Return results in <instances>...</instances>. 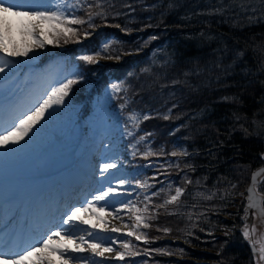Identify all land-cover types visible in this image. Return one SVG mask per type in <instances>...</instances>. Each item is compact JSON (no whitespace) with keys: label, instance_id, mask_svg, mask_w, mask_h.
Returning a JSON list of instances; mask_svg holds the SVG:
<instances>
[{"label":"trees","instance_id":"obj_1","mask_svg":"<svg viewBox=\"0 0 264 264\" xmlns=\"http://www.w3.org/2000/svg\"><path fill=\"white\" fill-rule=\"evenodd\" d=\"M81 2L84 7H79L78 0H54V11L86 20L87 4L94 5L95 0ZM243 3L258 10H241V0H109L104 6L107 15L94 16L92 24L112 28L82 44L85 32L92 29L87 23L72 25L78 32L68 37L54 38L48 31L49 38L59 42L33 46L26 59L36 57L35 65L15 57L18 64L11 61L10 68L0 73L5 76L0 81L2 92L12 86L10 75L16 66L27 74L56 59L59 76L48 86L45 98L67 79L83 76L40 126L55 129L56 138L67 143L78 137L83 116L89 138L95 132L112 140L108 146L119 152L128 169L137 205L132 229L118 237L130 248L119 244L120 251L142 253L148 248L185 254L182 259L155 252L126 255L123 261L108 259L107 264H144L145 260L147 264H255L256 255L243 229L248 224L245 189L251 171L264 163V17L259 0ZM146 47L120 64L108 63L103 73H98L101 64L82 59L121 56ZM93 80L96 83L87 92L85 83ZM30 81L28 77L25 83ZM131 115L139 117L135 125ZM42 131L33 132H49ZM68 134L67 141H62ZM149 151L153 155L146 157ZM67 160L65 154L62 161ZM136 180L149 187H138ZM256 187L264 204V174ZM176 188H182V194L166 204ZM153 191L159 195L151 196ZM145 223L150 227L144 228ZM128 232L146 233L151 243L137 241L134 235L125 239ZM165 235L181 237L186 243L165 240ZM206 247L211 250L204 251Z\"/></svg>","mask_w":264,"mask_h":264},{"label":"snow or ice","instance_id":"obj_2","mask_svg":"<svg viewBox=\"0 0 264 264\" xmlns=\"http://www.w3.org/2000/svg\"><path fill=\"white\" fill-rule=\"evenodd\" d=\"M233 3H235V0H232ZM109 3V0H95V4L88 3L87 7L89 9L87 13V19H83L81 17L75 16L73 14H65L64 11L61 10H26L27 6L22 3H14L13 0H0V53L3 54V56H0V73H4L6 70H8L12 64L11 61H8L7 57H20L24 56L27 57L29 53L33 50V46H38L40 48H43L45 43H54L59 42L58 39H48L44 34V29L41 27L43 22H47L49 25L48 31H50L54 38H58L60 35H64L65 37H68L69 34L78 32L77 28L72 27V25H83L88 24L89 27H94L92 24V19L94 16H99L100 18H104L107 13L104 11V6ZM79 7H84V3L81 2V0H78ZM259 11L262 17H264V0H259ZM93 7L96 9H99L98 11H93ZM241 10L244 11H252L256 12L258 9L254 6H246L243 3V0H241L240 4ZM217 12L222 11V9H216ZM11 18H17L21 21V28L20 31L22 35H27L31 38V43H29L27 40L23 41L21 44H17L14 40L11 38V31H12V20ZM251 19V17H249ZM119 27V25H117ZM40 29L37 31V29ZM87 31L85 32V35H88ZM65 43L68 42L67 38L64 41ZM11 45V46H10ZM99 54V53H98ZM238 55H243V53H238ZM84 61H86L89 64H98L99 61L95 60L92 56H85L82 58ZM116 59H119V56L117 55ZM83 76H76L74 79H67L64 83H61L59 87L52 88L51 92L46 94V98H43L42 100L38 101L36 105L23 113H21L19 116H17L10 125L5 129H0V148H7L10 144L12 145H18L21 141L25 139V137H28L30 133L34 131L36 126L41 123L42 120H44L46 114L49 113V110L53 108L54 105H61L64 103V97L68 95L69 89L71 86L75 83H77L79 80H82ZM114 89L119 90L117 85L112 86ZM144 119H148V116H144ZM168 117H165L167 119ZM139 117L135 115L130 116V120L135 123L138 121ZM131 134V133H129ZM143 139V137H141ZM186 154V153H182ZM144 155L147 157L149 155H153L151 151L144 153ZM172 155H177V153H172ZM100 172L101 175H104L105 173H108L109 170L115 169L117 167V164L114 162L110 163H103L100 166ZM253 185L249 187L248 189V204L244 208L245 212V219L247 215L249 214L250 209H255V211L252 213V215L256 216L261 224H264V204L258 203L256 199H254V194L256 192V189L254 185L257 183V176L256 174L252 177ZM191 183V181H188ZM129 181L125 179H120L118 181L117 186H109L106 189L98 191L96 194L93 195L92 200L86 201V204L88 206H92L94 203L98 204L101 201L105 202V205H107L108 200L113 197L120 195V188L122 186L128 184ZM135 184L143 189H147L149 185H147L146 182H141L139 180L135 181ZM233 187H235L233 185ZM160 191H163L162 189ZM176 195L171 197L170 201H165V203L169 202H175L177 198L182 194L183 189L182 188H176ZM159 192L153 191L151 193V196H158ZM145 200H148L151 202V197L145 196ZM134 207L135 205L131 204V201L128 203H122L120 209H115L116 213H119L120 210L126 209L129 207ZM148 206H145V211H147ZM80 211L79 208H71L69 209L68 213L64 216L62 219V226L60 230L56 232H51L49 234H46V238H40L38 239L35 244L30 245L26 248H23L19 252L15 253H6L2 250H0V261H4L6 258L10 257V264H26L30 260V258L35 254L38 259L36 261V264H52L51 259L46 254L47 250H51L52 252L60 253L61 257L68 256L69 259H75L76 257H73L70 252V248L68 244L62 243L61 241H53V237H59L61 235V232L65 234V236L68 237L69 240L72 239L73 235H75V229L78 228L77 221L80 223H88L87 221H83L80 216L77 215V213ZM141 217L137 216L136 220L140 221ZM93 228L101 227L103 228V225H93ZM136 227H139V224L136 225ZM144 228H149L150 225L145 223L143 225ZM86 234L89 238L93 237L95 233L89 232L87 229H84ZM104 231H109V229H104ZM111 232H120V229L118 228H112L110 230ZM162 231L165 234L170 233V229L163 228ZM256 232V225L253 224L249 226L247 223H245V227L243 229V235L245 239H248L249 242L253 246V253L256 254L259 252V261H264V245H262L259 249H257L256 244L257 242L252 239L253 234ZM135 236V239L137 241L143 240V242L147 245L151 243V241L148 239L147 234H141L137 235L134 232H128L126 234V237ZM191 235V233H189ZM264 235V234H262ZM78 239L84 243H88V240L85 239L84 235H80ZM3 241H0V244H2ZM108 244L107 247H104L103 250H101L102 245L97 243H90L89 247L92 251V253L95 256L104 257L105 252H112L114 251L113 243L114 241H106ZM124 249H129L130 244L124 243L123 244ZM75 251H81L82 249L77 247L74 249ZM160 253V254H167L166 250L164 249H148L145 248L143 252H132V251H117L116 252V258L119 261L125 260V256H137V255H143V256H150L153 253ZM259 261L257 264H259ZM144 264H147V261H144Z\"/></svg>","mask_w":264,"mask_h":264},{"label":"rangeland","instance_id":"obj_3","mask_svg":"<svg viewBox=\"0 0 264 264\" xmlns=\"http://www.w3.org/2000/svg\"><path fill=\"white\" fill-rule=\"evenodd\" d=\"M14 3H22L25 4L27 6L26 10H54L55 9V4L53 3V0H13ZM12 20V31H11V37L12 40H14L16 43L21 44L23 42V40H27L30 41V38L27 35H22L20 28H21V21L17 18H11ZM99 24V23H98ZM97 24V25H98ZM101 26V25H100ZM100 26L98 27V29H100ZM41 27L44 29V34L45 36L49 38L48 35V28L49 25L47 22H43ZM40 29L38 28L37 31H39ZM21 37V38H19ZM92 37V36H90ZM16 38V39H15ZM142 50L139 51H129V52H124V54H122L121 56H119V59H116L117 56H97L96 60L99 61V64H101V67L98 68V73H103L106 70L107 64L108 63H112V64H120L122 62H124L125 60H127L129 57L134 56L136 54H138V52H141ZM0 56H3V54L1 53ZM8 59V58H6ZM55 76L56 75V70L55 68H50L48 71H46L45 77H44V81L43 84H45V79H47L49 76ZM17 83V81H15V84ZM89 82H86L85 85L88 88ZM41 86V85H40ZM40 86L37 87H33L34 89H39ZM26 91H30L29 89H24ZM4 96L0 97V108L3 106L5 99L3 98ZM37 103V102H36ZM36 105V104H35ZM34 105V106H35ZM1 116V115H0ZM5 124L6 123H10V119H3V121L1 122V124ZM104 139V135L102 136V140ZM109 142V139L107 140ZM93 148L94 151L90 154L84 153L83 157L80 159L81 168L78 169H70V168H66L62 171H60L59 173L63 174V179H66L67 177H73V175L75 174L76 171L80 172V173H85L87 174V176H92L91 178H88V183H86L84 185L83 188H81V191H84V188L86 186H88V188L90 190H88V192L85 191V193L83 195H79V199L80 201L74 205L72 208H79L80 211L77 213L78 216H80L82 218L83 221H87L88 223H80L79 221H77L78 224V228L75 229V235H73L72 239L69 240L67 236H65V234L63 232H61V235L59 237L54 236L53 237V241H61L62 243L68 244L69 248H70V252L71 255L73 257H76L75 259H69L68 256H64L61 257L60 253L57 252H52L51 250H47L46 254L48 255V257L51 259L52 264H103L104 261L107 258H113L114 256H116V252L120 251V247L119 244H123V241H118L117 243L114 242L113 243V248L114 251L112 252H105L104 253V257H100V256H95L90 247L89 244L90 243H97V244H101V250H103L104 247H107L108 244L106 243V241H114V238H117L118 235H120L122 232H127L129 230L132 229L133 226V220H132V215L134 214V212L136 211V202L135 200L133 201L130 197L131 195V190H129V184H126L124 186H122V188H120V195L117 196H113L108 200L107 205H105L104 201H101L98 204H93L92 206H88L86 204V201L92 200V197L94 194H96L98 191L106 189L109 186H117L118 185V181L120 179H125L126 177L124 175V169H123V165L121 164V162L119 160H117V157L109 150V149H103L102 146L98 147V144L94 143L93 144ZM98 149L103 150L104 151V155L101 156L100 153H98ZM87 156H90L94 162H91L90 166L87 165ZM110 162H114L117 164V167L115 169H111L109 170L108 173H105L104 175H101L100 172V165L103 163H110ZM86 166V167H82V166ZM122 166V167H121ZM95 167V171L91 172V169ZM69 171L72 172V174H69ZM252 172V171H251ZM85 177L84 175H79L78 177ZM44 175H36V176H29L26 179V182L28 184H36V188L38 189L39 187L45 186V178H43ZM60 179V178H58ZM63 181V180H62ZM98 183V184H97ZM50 187V183L48 184ZM11 186V183H8L6 185V189H8ZM97 187L99 188L98 190ZM77 191V188L74 187ZM5 193V192H4ZM75 197L73 198L72 201H75L77 199V194L74 193ZM242 198V193H240L238 195V199ZM245 198L247 199V196L245 194ZM112 200H114L115 204L114 207L116 208H109L108 205H110V203L112 202ZM129 201H131L132 205H135L134 207H129L126 209H122L119 211V213L115 212V209H120L121 208V204L122 203H128ZM263 204V201H262ZM71 209V208H70ZM253 218V217H252ZM255 224L256 225V232L253 234L252 239L255 240L258 243V246L261 247L262 245H264V224H261L260 220L259 223H256L254 221H251L250 223H248L249 226ZM93 225H103V228L101 227H96L93 228ZM62 226V221L60 223V226L56 227L55 230H53V232H56L58 230H60ZM112 228H118L120 229V232H111L110 230ZM84 229H87L89 232H93V229H109V231L107 232V234L110 236V238H108V240H105L103 242H99L97 240H99V237H91L89 238L88 235L86 234V232L84 231ZM80 235H84L85 239L88 240V243H84L82 241H80L78 239V237ZM96 238V239H94ZM77 245L79 246L80 249H82L81 251H75L74 249L77 247ZM204 251H210L211 249L206 247L203 248ZM209 253V252H208ZM174 255V257H181V254H167L168 257ZM54 257V259H52ZM32 263L31 264H36V261L38 259V257L34 254L32 257ZM192 260L195 261H199L197 260L198 258L196 257H191ZM259 261V254L256 255L255 257V264H257V262ZM30 264V263H28ZM259 264H261V261H259Z\"/></svg>","mask_w":264,"mask_h":264},{"label":"water","instance_id":"obj_4","mask_svg":"<svg viewBox=\"0 0 264 264\" xmlns=\"http://www.w3.org/2000/svg\"><path fill=\"white\" fill-rule=\"evenodd\" d=\"M264 172V164L263 165H260V166H258V167H256L252 172H251V177H250V181H249V183H248V185H247V188H246V191H247V197H248V189H249V187L250 186H252L253 185V181H252V177H253V175L254 174H256V176H257V182H258V180H259V177L261 176V174ZM256 185V184H255ZM255 185H254V187H255ZM255 189H256V187H255ZM254 199H256V201L258 202V203H262V194H260L258 191H257V189H256V192H255V194H254ZM247 204H248V200H247ZM251 210V209H250ZM250 246H251V248H252V250H253V246H252V244L250 243Z\"/></svg>","mask_w":264,"mask_h":264},{"label":"bare ground","instance_id":"obj_5","mask_svg":"<svg viewBox=\"0 0 264 264\" xmlns=\"http://www.w3.org/2000/svg\"><path fill=\"white\" fill-rule=\"evenodd\" d=\"M86 183H88V179H87V177H78L77 176V178H75V180H74V182H73V187H76L77 188V191H80L81 190V188H83L84 187V185L86 184ZM75 195V194H74ZM72 201V200H71ZM114 204H115V202H114V200H112V202L110 203V205H108V207L109 208H116V207H114ZM4 252H6L7 253V250H4ZM12 253H15V251H11ZM52 259H54V257L52 258ZM10 263V261L9 260H5V261H0V264H9ZM28 263H32V259L30 258V260L28 261V262H26V264H28Z\"/></svg>","mask_w":264,"mask_h":264},{"label":"flooded vegetation","instance_id":"obj_6","mask_svg":"<svg viewBox=\"0 0 264 264\" xmlns=\"http://www.w3.org/2000/svg\"><path fill=\"white\" fill-rule=\"evenodd\" d=\"M253 212H254V211H253ZM253 212H252V213H253ZM252 213H251V216L253 217V218H252V221H254V222H256V223H259V219H258L256 216L252 215ZM258 254H259V252L256 253V255H258ZM262 262H263V261H262ZM262 262H261V263H262Z\"/></svg>","mask_w":264,"mask_h":264}]
</instances>
